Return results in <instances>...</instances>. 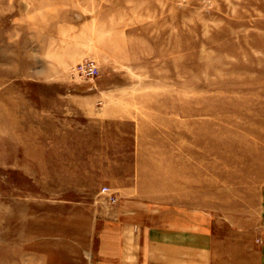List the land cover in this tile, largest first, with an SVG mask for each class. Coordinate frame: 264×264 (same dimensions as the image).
<instances>
[{
    "label": "rangeland",
    "instance_id": "374dc122",
    "mask_svg": "<svg viewBox=\"0 0 264 264\" xmlns=\"http://www.w3.org/2000/svg\"><path fill=\"white\" fill-rule=\"evenodd\" d=\"M0 264H264V0H0Z\"/></svg>",
    "mask_w": 264,
    "mask_h": 264
},
{
    "label": "built area",
    "instance_id": "2783aa9c",
    "mask_svg": "<svg viewBox=\"0 0 264 264\" xmlns=\"http://www.w3.org/2000/svg\"><path fill=\"white\" fill-rule=\"evenodd\" d=\"M74 71L83 74L91 75L96 71V64L93 59L85 58L84 60L78 62L74 67Z\"/></svg>",
    "mask_w": 264,
    "mask_h": 264
}]
</instances>
